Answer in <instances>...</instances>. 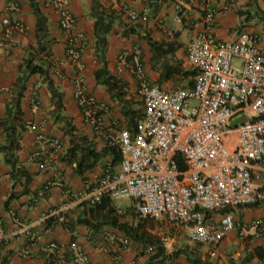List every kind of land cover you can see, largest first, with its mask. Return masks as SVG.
<instances>
[{
  "label": "built area",
  "instance_id": "obj_1",
  "mask_svg": "<svg viewBox=\"0 0 264 264\" xmlns=\"http://www.w3.org/2000/svg\"><path fill=\"white\" fill-rule=\"evenodd\" d=\"M226 1L230 6L235 2ZM44 4L56 13L59 27L66 34L65 57L75 70L72 96L82 122L95 135L108 138L105 129L112 108L88 95L82 83V52L87 37L77 27L68 0H44ZM7 7L17 8L13 2ZM122 9L133 22L147 21L145 15L127 5ZM216 15L215 8L206 10L203 31L187 45L186 61L195 72L192 86L164 89L146 78L140 47L121 51L115 73L134 78L144 106L143 119L134 132L121 127L112 141L121 155L118 170L107 166L96 185L85 184L82 199L63 203L46 219L55 217L61 224L76 203L85 200L96 204L107 195L112 201L133 199L130 213L140 221L164 220L184 228L190 243L207 248L209 259L217 257L216 247L229 233L238 231L245 237L233 211L264 200V53L257 44L259 36L246 31L233 40H215L209 29ZM175 20L181 22V15L177 14ZM2 22L7 25V35L24 28L18 20L5 18ZM50 72L58 79L66 76L56 67ZM32 98L37 110L40 100L36 89ZM246 110L252 115L247 117ZM42 122L40 119L27 127L37 145L29 159L37 161L41 170L59 175L57 157L65 145L60 137L45 133ZM251 223L257 236L264 232V218ZM10 232L0 216V242L6 241ZM107 239L116 246L112 260L121 264L123 253L134 244L113 229H108ZM48 248L57 253L67 251L66 245L57 241L50 242ZM68 248L71 259L59 260L60 264H91L77 241L69 243Z\"/></svg>",
  "mask_w": 264,
  "mask_h": 264
},
{
  "label": "crops",
  "instance_id": "obj_2",
  "mask_svg": "<svg viewBox=\"0 0 264 264\" xmlns=\"http://www.w3.org/2000/svg\"><path fill=\"white\" fill-rule=\"evenodd\" d=\"M36 1L46 16L49 34L55 40L50 54L51 68L56 67L66 75L64 79H58L50 72L49 79L52 81L50 88L52 87L61 94L64 113L70 117L77 137L84 136L87 144L90 143L97 151L104 149L106 141L111 145L121 127L134 132L137 124L143 119L144 106L137 94L134 78L127 73L122 75L115 73L117 56L121 51L130 50L134 46L140 47L145 76L150 82L158 84L160 74L159 70L151 65L152 54L148 43H160L161 61L173 65L179 63L183 71L189 72L180 85L192 86L195 72L187 64L186 48L191 39L203 31L206 10L215 8L217 15L209 29L210 35L215 40H233L242 31H246L259 36L257 44L264 53V0H235L233 6L227 4L226 0H99V7H94L92 0H68V6L76 19L77 27L87 37V46L82 52L84 69L81 76L84 90L88 95L106 102L112 108V118L105 129V135L109 137H101L95 135L92 129L82 122L80 110L73 99L71 78L75 70L65 57L66 34L59 27L57 15L52 9L45 6L44 0ZM8 2H13L17 8L7 7ZM124 5L145 15L147 21L133 22L128 19L122 9ZM94 12L102 13L104 16L110 13L117 14L113 15L114 21H112L110 30L100 36L95 35L92 16ZM177 14L181 15V22L175 20ZM5 18L10 22L18 20L23 23V30L14 29L11 35H7V25L2 22ZM109 18L108 16L107 19ZM158 21H161L162 24H159ZM34 30L35 17L29 0H0V121L5 113V105L10 99L11 86L17 76L18 67L28 56L30 49L34 48L36 42ZM238 63L237 60L235 64ZM158 66L159 64H157ZM104 73L115 76L124 85L120 100L113 96V91L110 88L95 81V76H98V80L102 81ZM189 81L191 82L189 83ZM174 84L166 81L160 86L164 89H171L177 86ZM33 89L37 90L40 100L37 110L32 105ZM51 108L47 81L38 75L32 76L22 99V122L28 127L29 123L43 120L42 130L62 139L65 145L62 152L64 153L68 140L63 135L59 124L52 122L49 113ZM124 108L139 110L140 116L134 124H130L128 119L121 114ZM244 112L247 117L252 115L250 110ZM236 120V118L233 119L232 123H236ZM232 142L233 138L230 141V146ZM3 143L4 136L0 127V146ZM36 147L33 133L27 128L21 134L18 149L14 154L17 164L24 167L23 171L30 178L29 193L27 194H21L23 185L20 181L12 188L13 182L9 176V167L5 164L3 155L0 153V216L5 230L11 231L7 240L0 242V264H48L52 258L57 261H68L72 255L68 245L74 240L83 247L91 264H118L112 260L116 246L109 242L102 245L88 242L86 240L87 231L82 225L74 222V217L77 214L75 207L78 203L67 214V220L70 221L68 226L72 227L73 231L60 225H48V221H45V216L50 211L57 210L63 203L82 199L85 184L94 183L103 175L105 164L111 162L112 157L104 154L92 171L86 174V179L80 180L73 175L71 167L63 162L58 161L59 175L41 170L37 161L29 159L30 153ZM112 167L114 170H118L119 163H114ZM43 185H47L48 189L42 194L39 191ZM12 193L19 196L7 203L6 201ZM123 201L122 204L116 201L114 203L119 211L127 210L129 213L130 207H134L135 201L133 199ZM233 213L236 222L243 227L245 237H240L238 231L229 233L216 247L217 257L215 260H211L215 264H264V257L262 259L254 257L250 261L245 259L246 254L253 253L256 246L264 243V232L257 236L258 232L251 223L256 218H264V200L254 206L240 207ZM106 230L108 231V229L104 230L105 235H107ZM104 238L107 239L106 236ZM52 241L64 243L67 251L57 253L50 250L48 244ZM163 246L166 250V245L163 244ZM201 247L206 250H198L197 246L189 249L200 255L202 259H209L206 253L207 248ZM140 250L137 246L126 250L123 253L121 264H129L131 261H135V264H145L146 256H140ZM174 262L186 264L183 255L176 258Z\"/></svg>",
  "mask_w": 264,
  "mask_h": 264
},
{
  "label": "trees",
  "instance_id": "obj_3",
  "mask_svg": "<svg viewBox=\"0 0 264 264\" xmlns=\"http://www.w3.org/2000/svg\"><path fill=\"white\" fill-rule=\"evenodd\" d=\"M92 2L94 7H99V0H92ZM29 4L35 17L34 37L36 42L34 48L30 49L28 56L18 67L17 76L11 86L10 99L5 105V113L0 121L1 131L4 136V143L0 146V153L3 155L5 164L9 167V176L13 182L12 188H14L19 181L23 185L21 194L29 193L28 185L30 183V178L23 171L25 170L24 167L21 164H17L14 154L18 149L21 134L27 130V126L22 122V99L27 90L28 81L34 75H38L43 80L47 81L52 106L49 112L50 117L54 124H59L60 128L63 130V135L68 140L64 153H61V155L57 157V161L68 164L76 178L85 180L87 177L86 174L92 171L95 164L104 154L112 157L111 162L105 164L104 169L107 166L112 167L114 163H119L121 159L119 149L112 143L110 145L108 141H106L104 149L97 151L90 143L87 144L84 136L77 137L75 134L76 129L73 127L70 117L64 113V106L60 98L61 94L55 89H52V87L50 88L52 82L49 79V74L52 69L50 54L55 40L49 34L46 16L42 12L38 2L36 0H29ZM113 15L117 14L110 13L104 16L102 13H93L95 35L100 36L107 30H110L112 21H114ZM108 16L110 17L109 19H107ZM148 44L152 54L151 65L159 70L160 79L158 84L160 85L166 81L175 83L174 85L183 83V78H185L189 72L183 71L179 63L173 65L161 61L160 43ZM157 64H159L158 67ZM95 81L110 88L111 91H113V96L119 100L121 99L120 95L124 85L118 78L111 74L104 73L102 75V81L98 80V76H95ZM190 82L191 81H189V83ZM121 114L128 119L130 124H134L135 120L140 116L139 110H134L132 108L122 109ZM181 168H184V166ZM96 182L97 181L90 183L89 186L92 187L96 185ZM47 189H45L43 185L39 192L43 194ZM18 196L19 195L12 193L6 202H10L14 197L16 198ZM258 203L259 202H256L249 206H254ZM75 208H77V214L74 217V222L83 226L87 231L86 240L94 245L97 243L102 245L109 242L108 239L104 238V236L107 237V235L104 234V230L107 228L120 232L131 240L135 246L139 247L141 249L140 252L146 255L145 264H164L168 262V258L170 260H175L181 255L184 256L186 264H215L211 259H202L200 255L190 251L187 246L167 253L161 242L152 239L149 234H147L145 226L146 221L138 220L132 213H128L127 210L119 211L117 205L107 195L103 196L101 201L96 204H91L89 201L82 200ZM222 212L226 211L223 210ZM45 221H48V225H60L73 231V228L68 226V222L70 221L67 219L61 224L55 222V217L47 218ZM148 249L151 251L147 252ZM254 257H258L259 259L264 257V243L256 246L253 253L246 254L245 259L250 261L253 260ZM48 264L60 263L57 259L52 258Z\"/></svg>",
  "mask_w": 264,
  "mask_h": 264
},
{
  "label": "rangeland",
  "instance_id": "obj_4",
  "mask_svg": "<svg viewBox=\"0 0 264 264\" xmlns=\"http://www.w3.org/2000/svg\"><path fill=\"white\" fill-rule=\"evenodd\" d=\"M237 60H234V63H236ZM125 199H119L116 202L122 204ZM133 207V206H132ZM132 207H130V209H132ZM146 226V231L147 234H149V236L152 239H156L157 241L161 242L162 244L166 245V250L168 253L172 252L173 249H179L182 248L184 246H187L188 248H193V246H197L198 250H204L203 247L198 246V245H194L192 243L189 242L187 236H186V231L184 228L182 227H177V226H173L171 224H169L168 222L164 221V220H159V221H148L145 223ZM132 247H135L132 246ZM146 256L143 253H140V256ZM215 259H213L214 261ZM175 260H170L168 258V263L170 264H176L174 262Z\"/></svg>",
  "mask_w": 264,
  "mask_h": 264
},
{
  "label": "water",
  "instance_id": "obj_5",
  "mask_svg": "<svg viewBox=\"0 0 264 264\" xmlns=\"http://www.w3.org/2000/svg\"><path fill=\"white\" fill-rule=\"evenodd\" d=\"M243 120H245V118Z\"/></svg>",
  "mask_w": 264,
  "mask_h": 264
}]
</instances>
